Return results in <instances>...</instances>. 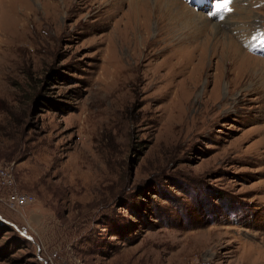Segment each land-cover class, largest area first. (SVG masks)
<instances>
[{
  "label": "rangeland",
  "instance_id": "obj_1",
  "mask_svg": "<svg viewBox=\"0 0 264 264\" xmlns=\"http://www.w3.org/2000/svg\"><path fill=\"white\" fill-rule=\"evenodd\" d=\"M199 8L0 0V264H264V0Z\"/></svg>",
  "mask_w": 264,
  "mask_h": 264
},
{
  "label": "built area",
  "instance_id": "obj_2",
  "mask_svg": "<svg viewBox=\"0 0 264 264\" xmlns=\"http://www.w3.org/2000/svg\"><path fill=\"white\" fill-rule=\"evenodd\" d=\"M13 186L14 182L12 174H10L7 168L0 167V195L5 190H11ZM1 198L2 197H0V200H3L7 207L12 210L19 209L32 201L31 197H27L26 195H20L16 192L11 191L6 194L5 199Z\"/></svg>",
  "mask_w": 264,
  "mask_h": 264
},
{
  "label": "bare ground",
  "instance_id": "obj_3",
  "mask_svg": "<svg viewBox=\"0 0 264 264\" xmlns=\"http://www.w3.org/2000/svg\"><path fill=\"white\" fill-rule=\"evenodd\" d=\"M166 8L167 9H169V7L168 6H166ZM178 11H181V6H179L178 8H174V10H171V11H167V12H169L168 13V15H170V16H172L171 14H173V12H175V14H176V18L173 16V21H175L174 23L176 24V25H178V27H180L182 30H183V27L182 26H184L185 24H186V16L184 17V16H180V12H178ZM186 15V14H185ZM169 18H171L172 19V17H169ZM193 21H195L194 19H193ZM189 24H190V22L188 23V26H187V29L189 28L190 29V27H189ZM192 24H194L193 22H192ZM151 52H146L144 55H143V59H149V58H151L152 56H151ZM231 57H232V59L231 60H229L230 61V63H231V66H234L235 64H238L237 63V60L239 59V60H241L243 57L242 56H240V54L237 52V54H234V55H231ZM228 59V58H227ZM245 59V58H244ZM249 59V58H248ZM234 61V62H233ZM242 61H243V63L245 64V62H244V60L242 59ZM241 64V63H240ZM236 66V65H235ZM234 66V67H235ZM243 66V65H242ZM245 68V67H244ZM244 68H239V70L238 71H241L242 70V73H244ZM248 68L250 69V66H248ZM250 71V70H249ZM246 76V75H245ZM244 77V76H243ZM244 78H246V80H248V81H250V76L249 75H247V77H244Z\"/></svg>",
  "mask_w": 264,
  "mask_h": 264
},
{
  "label": "snow or ice",
  "instance_id": "obj_4",
  "mask_svg": "<svg viewBox=\"0 0 264 264\" xmlns=\"http://www.w3.org/2000/svg\"><path fill=\"white\" fill-rule=\"evenodd\" d=\"M231 3V0H224L223 3L220 4H214L213 7L217 10V11H230L228 5ZM211 14V13H210ZM221 19H223V17H221ZM252 40L254 41H258V43L262 46H264V35H254L252 36ZM253 47H256V45H253Z\"/></svg>",
  "mask_w": 264,
  "mask_h": 264
},
{
  "label": "water",
  "instance_id": "obj_5",
  "mask_svg": "<svg viewBox=\"0 0 264 264\" xmlns=\"http://www.w3.org/2000/svg\"><path fill=\"white\" fill-rule=\"evenodd\" d=\"M4 224H7L4 220H1Z\"/></svg>",
  "mask_w": 264,
  "mask_h": 264
}]
</instances>
